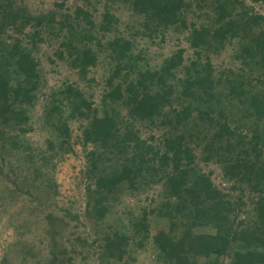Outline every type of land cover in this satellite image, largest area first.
Listing matches in <instances>:
<instances>
[{
    "label": "trees",
    "instance_id": "16d2710c",
    "mask_svg": "<svg viewBox=\"0 0 264 264\" xmlns=\"http://www.w3.org/2000/svg\"><path fill=\"white\" fill-rule=\"evenodd\" d=\"M182 1L59 0L52 4L53 8L35 16L27 10L23 0H0V183L7 181L12 189L5 184L4 190L12 195L13 190L22 191L40 209L51 205L53 210L43 218L44 235L50 240L51 249L52 240L62 235V229L67 226L64 218L68 217V211L51 204L53 200L49 198L56 194L53 171L63 155L72 150L75 141L69 121L77 120L80 123L77 124L76 142L83 147L86 159L83 175L88 180L84 185L85 213L94 222H102L108 205L106 200L113 199L120 183H133L142 171H150V175L164 174L165 189L182 196V207H186V200L192 220L189 226L172 222V228L153 230L151 234L149 213L143 210L138 219L129 220L134 229L131 237L140 236L136 247L141 248L150 235L158 264H197L189 261L194 256L206 258L198 264H264V86L257 88L255 85V88L241 75L230 73L226 92L215 96L213 101V104H221L222 109L213 107L216 110H212L213 115L210 108L200 109L196 112L200 126L194 131L191 130L194 127L189 126L184 130L186 136L173 129L170 136L163 138L161 150L152 149L133 130L134 124L142 119L154 120L156 108L171 100L175 90H179L177 96L185 99L193 98L195 93L203 102H206L204 97H214L205 86L211 81L206 62L192 60L191 69L184 67L180 76L173 73L176 78L167 81L168 70L180 65L179 53H172L166 59L163 71H139L136 61L142 59V48H136V44L153 41L163 25H175V29L187 27L184 19L179 22L175 17L183 5L187 9L192 6L194 16L202 21L200 28L190 34L194 47H200V40L213 30L221 40L225 34L236 35L240 19L253 26L259 18L256 14L248 15L245 7L244 14H233L236 6L242 8V0ZM252 1L264 4V0ZM204 2L210 10L196 13V9L204 7L201 6ZM121 7L122 16L117 13ZM30 21L34 26H53L55 22L58 29L66 31L57 56L63 59L66 55L72 66H79V76L94 62L95 53L85 44L88 35L85 37L84 32L74 26L81 21L89 26L97 24L103 34H110L104 47L109 50L112 67L106 80L109 90L100 97L102 105L94 107L87 90L77 83L64 82L56 89L48 88L45 93L46 81L35 56L38 31L28 34L22 29ZM218 21L222 22L215 27ZM22 32L30 37L28 45L15 36ZM257 34L256 53L252 52L258 59L253 67L258 64L264 72V27ZM132 73L136 77L129 80ZM241 79H245L246 84ZM39 95L44 99L41 114L36 119V129L45 133L41 146L32 145L25 137L26 132L34 131L32 108ZM186 108L175 115L186 114ZM238 110L241 118L236 120L232 117H238ZM188 141L200 149L204 160L212 157L220 162L223 175L238 182L240 189L241 184H245L250 195L254 192L253 211L252 208L247 212L240 209L241 195L234 205L223 202L218 189L203 173H195L191 185L183 186L186 167L193 159ZM108 152L112 156L106 155ZM117 153L123 155L120 167L110 162ZM181 160L183 165H180ZM105 161L110 164L106 165ZM236 210L247 213L245 219H236L241 214H236ZM206 225L214 231H201L200 227ZM108 229L109 235L104 234L97 245L98 251H94L97 264H108L112 260L117 264H130L124 260L130 237L117 229L110 230L109 226ZM172 229H180L179 237ZM64 248L61 246L56 254L51 252L50 264H55L56 259L62 261L60 264H70V256Z\"/></svg>",
    "mask_w": 264,
    "mask_h": 264
},
{
    "label": "rangeland",
    "instance_id": "374dc122",
    "mask_svg": "<svg viewBox=\"0 0 264 264\" xmlns=\"http://www.w3.org/2000/svg\"><path fill=\"white\" fill-rule=\"evenodd\" d=\"M23 1L27 10L36 16L39 13L53 8L52 4L54 5V2L59 0ZM182 2H186V0ZM203 5L204 7L196 9V13L202 12L204 9L210 10L209 5H206L205 2L201 4V6ZM244 7L247 8L248 15H258L257 24L252 26V24L244 23L240 19L236 35L229 36L225 34L221 40H218L219 38L214 34L213 30L200 40L202 44L200 47L198 46L199 48L191 44L192 37H190V34L192 30H198L200 28L202 21L200 17L196 18L194 16L195 10L192 9V6L187 9L185 5L176 13L175 17L179 22L184 19L187 27L175 29V25H163L153 41H140L138 46L136 44V48H142V59L136 61V68L139 71L162 70V64L172 53H179L180 65L170 71L168 70L166 73L167 81H172L173 79L171 78L180 76L182 68L188 67L191 69L190 63L192 60L196 62L200 61L201 63L206 62L211 71V81L209 83L207 82L205 86L210 93L211 91L214 93L213 98L212 96L208 99L204 97L206 102H203L202 99H199V95L195 93L193 98L189 97V99H185L177 96L179 90H175L173 92L175 96H170L171 100L168 102L165 101L164 104L156 108V113L153 117L154 120L146 118L134 124L133 130L136 131V135L144 139L152 149L157 148L161 150L163 138L166 135L170 136L173 133V129H175V132H182L184 136H186L184 130L189 126H193L194 129L191 128V130L194 131L196 126H200L201 124L197 114L200 109L206 111L210 108L214 112H216L218 106L222 109L221 104H213V101L215 96L218 97L222 92H226V79L230 73L233 75H241L249 81L250 86H254L255 88L256 86L257 88L264 86V72L257 67L259 66L258 64L256 67H253L254 61L258 59L253 54V52L256 53V36L258 35V31L264 27V4L259 1L242 0V8L239 9L236 6L233 9V14L238 16L244 14ZM118 9L117 13L122 16V7ZM207 13L211 14L209 11ZM221 22L218 21L215 27H218ZM176 23L178 24V22ZM192 23L193 26H190ZM34 25V22L30 21L22 29L23 32L28 34L33 30L38 31L35 37L37 44L35 56L39 61L40 72L46 81L45 93L48 92V88L56 89L64 82L77 83L87 90L94 107L99 104L102 105L100 97L105 91L107 92L109 90L106 80L112 67V62L110 63L108 58L109 50L104 47V41L110 34H103L97 24L89 26L87 23L81 21L78 26H74L77 30H82L85 37L88 35V42L85 44L89 45L90 49L95 53L94 62L87 66L84 75H80L83 79L78 75L79 66H72L66 55L63 59L57 56V51L60 49V41L64 40L63 37L66 31L64 29H58L55 22L53 26L45 24ZM257 26L260 29L256 33ZM219 30L221 31L222 29L219 28ZM23 32L16 33L15 36L21 38L22 42L27 44L30 37L28 35L24 36ZM96 45H99V47H96ZM199 68L203 70L205 67ZM173 73H175L176 77ZM135 77L136 74L132 73L128 79H134ZM230 78L232 79V76ZM245 79L241 80L246 84ZM116 81L117 78L114 82ZM210 85H212L210 87L211 89H209ZM41 103H44V99L39 95L37 102H35L32 108L34 131L25 133V137L32 145L38 146L43 145L45 136L43 131L36 129V119L41 114ZM185 106H187L184 111L186 114L175 115L182 112L181 108ZM213 111L211 112L212 115L214 114ZM239 111H236L238 117L235 116L232 118H241V111ZM69 123L75 142L71 152L65 153L60 161L56 163L53 171L56 194L52 195V197L49 196L53 200V202L50 200L51 204L54 203L56 207L68 211V217L66 216L64 218L67 221V226L62 229V235H59L54 240L55 242L51 239L54 245L51 249L50 240L46 234L44 235L45 221L43 220L44 216L53 210L50 207L51 205L40 209L35 203H31L29 201L30 198L22 191L13 190L14 193L12 195L11 192L4 190L3 187L5 184L7 188L12 189V186L6 183L7 181L0 183V264H50V259L52 258L51 252H58L61 246L65 247L66 255L70 256V264H97L94 251H98L97 245L100 244L104 234L110 232L108 226L110 230L111 228L117 229L121 233L128 234L130 237L128 239L129 243L126 245L127 251L124 255L126 262L130 264H158L156 262L157 260L154 259L157 258V255L156 249L151 246L150 235L147 236L149 244L146 240V242H143L141 248L135 246L140 236L135 238L131 237L134 229L132 226L130 227L129 220L132 222V220H136L138 216L142 215L143 210L148 211L151 234L153 230H167L172 228V222H176L180 226L184 224L189 226L192 216L190 214L191 209L186 204V200V207H182V196L165 189L164 174L161 176L155 173L150 175V171H142L137 179H134L133 183L128 184L127 182H123L119 184L118 190L113 194V199L110 201L106 200L108 205L102 222H94L85 213L86 197L84 194V185L88 180L85 179L83 173L86 166V159L82 145L76 142V137L79 136L77 124L80 122L70 120ZM192 143V141L187 142V145L193 149V159L191 160V164L186 167L187 175L183 186L188 187L191 185L195 173H203L207 176L210 184L218 189L223 202L229 201L230 205H234L239 202L236 198L241 195L242 205H240V209L246 212L250 211L255 200L254 192L250 195L246 191L245 184H241L240 189L238 182L223 175L220 162L215 161L212 157H209L207 160L201 158L200 149L193 146ZM87 145L90 148V144ZM106 155H111V153L108 152ZM114 156L110 162L114 163V167H120L123 161V155L117 153ZM148 156H150V153ZM110 162L105 161L104 163L108 165ZM180 165H183L182 160L180 161ZM167 169L169 170V167ZM177 208L180 211H176ZM239 210L235 211L236 214L241 213L236 216V219H245L247 213L243 211L239 212ZM251 211H253V208ZM232 214L234 215V213ZM118 222L125 227H120ZM200 228L205 233L214 231L213 228L207 225ZM179 230L172 229L173 232L178 233L176 237H179ZM128 253L130 255L129 257H127ZM205 259L201 256H194L189 261L198 264ZM56 261L55 264L62 262L58 259ZM111 263L117 264L113 260L108 264Z\"/></svg>",
    "mask_w": 264,
    "mask_h": 264
}]
</instances>
